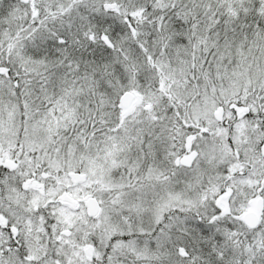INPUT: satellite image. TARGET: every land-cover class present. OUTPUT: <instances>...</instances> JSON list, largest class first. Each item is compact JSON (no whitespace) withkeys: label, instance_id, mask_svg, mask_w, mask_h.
I'll return each mask as SVG.
<instances>
[{"label":"snow or ice","instance_id":"6c2138e0","mask_svg":"<svg viewBox=\"0 0 264 264\" xmlns=\"http://www.w3.org/2000/svg\"><path fill=\"white\" fill-rule=\"evenodd\" d=\"M0 264H264V0H0Z\"/></svg>","mask_w":264,"mask_h":264}]
</instances>
